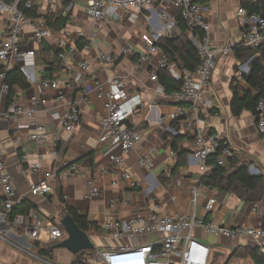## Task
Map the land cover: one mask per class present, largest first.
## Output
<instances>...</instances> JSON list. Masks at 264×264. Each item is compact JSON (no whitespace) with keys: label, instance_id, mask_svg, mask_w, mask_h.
Listing matches in <instances>:
<instances>
[{"label":"crops","instance_id":"obj_1","mask_svg":"<svg viewBox=\"0 0 264 264\" xmlns=\"http://www.w3.org/2000/svg\"><path fill=\"white\" fill-rule=\"evenodd\" d=\"M38 7V15L48 14L67 17L66 26L85 32L94 31L97 43L89 50L76 49L71 63L77 68L80 61L85 60L90 67L83 72L78 86L65 90L62 98L57 97L53 90H40L39 85L30 86L28 90L17 89L15 102L23 108L31 105L30 99L37 97L42 101L35 109L34 121L43 127L45 140L35 144L29 140L33 132L30 120L22 116L17 126L6 119L0 120V159L4 162L6 171L11 177L16 197L19 201H28L34 205L30 214L31 221L25 222L17 217L16 224L0 223V264H44L34 259L28 252L34 240L27 234L26 226L32 225L36 218L41 219L43 230L40 231L38 242L58 244L52 241L47 232L48 226L60 228L61 219L67 208L74 209L88 223L100 227L109 221L126 220L132 208L138 207L143 213L156 212L162 215H190L191 195L189 188L192 182L199 181L203 176L198 162L192 158L194 151L193 130L187 124L195 121L194 115L187 114L175 121H170L180 104L169 97V94L159 92V84L151 82L149 76L158 71L160 55H154L147 61L141 60L144 53V41L158 31L161 19L154 16L151 24L142 15L136 21L129 18V13L116 11L118 21L109 22L108 15L114 13L108 9L103 19L93 22L85 13L84 0H33ZM203 5L204 14L210 25V41L216 56V68L210 85L197 103L198 117L208 132L219 134L227 142L232 151L233 164L248 165L249 174L264 177V146L256 130L254 114L243 112L239 117L231 114L232 83L240 89L250 91L239 75L240 65L235 58L237 46L241 43L242 33L236 19V11L241 6V0H206ZM168 8L166 1L155 7L158 15L160 10ZM43 21V20H37ZM7 20L0 16V31L6 28ZM60 32L51 30V35L43 43V47L57 51L55 40ZM162 37L175 38L179 35L174 24L170 32L162 33ZM193 43V37L190 36ZM31 26L23 29L20 50L23 52L36 50ZM132 47L134 54L122 56L121 49ZM97 52L110 54L114 63L105 68L96 62ZM35 59V58H34ZM38 82L42 81L43 66L34 60ZM18 69L16 63L0 64L1 70ZM177 69V68H176ZM64 72L60 77L64 76ZM112 76L120 77L125 84L126 92L139 95L144 107L138 110L130 119L128 125L142 135V142L135 149L124 155L125 167L129 179H123L120 171L108 161L111 154H119V149L110 145L102 135L100 124L106 115L104 101L96 97V85L105 86ZM3 81L0 78V85ZM87 95L83 96V90ZM253 93V92H252ZM241 95V93H240ZM13 100V101H14ZM3 106L4 110L7 108ZM72 106L80 112V122L72 132H66L60 121L52 115H63ZM164 123L160 125V121ZM176 138L178 150L186 153L185 162L174 171L176 158L170 148L171 139ZM40 155L41 168L37 173L27 174L28 163L36 161ZM27 156V162L23 157ZM143 161V164L140 161ZM151 163L152 168L146 169L145 164ZM74 167L75 171H72ZM230 167V160L224 169ZM107 174L100 177L102 170ZM94 177L101 195L98 198H86L89 193L88 179ZM46 180L52 187V194L46 197L32 196L30 187ZM183 183V184H181ZM116 184V186H113ZM201 185H203L201 183ZM204 186V185H203ZM216 190H200L196 216L203 217L205 222H212L228 229L238 227L264 229V193L256 202H242L236 196L229 194L218 198L214 212L206 213L204 204L207 197H217ZM217 199V198H216ZM2 192L0 189V216ZM115 201V204L111 202ZM23 228V229H22ZM64 232V231H63ZM199 241L208 245L215 254L221 253L223 262L237 248L258 249L261 241L251 239L228 240L205 235L200 229L193 232ZM66 237V236H65ZM64 237V238H65ZM91 242L105 244L102 235L89 236ZM63 238V239H64ZM104 242V243H103ZM226 250H217L215 246ZM26 251V252H24ZM52 264H73L74 256L64 249H56L52 254ZM263 260V257H262ZM222 262V263H223ZM224 264V263H223ZM228 264H254L249 256L243 259H232ZM264 264V260H263Z\"/></svg>","mask_w":264,"mask_h":264},{"label":"built area","instance_id":"obj_2","mask_svg":"<svg viewBox=\"0 0 264 264\" xmlns=\"http://www.w3.org/2000/svg\"><path fill=\"white\" fill-rule=\"evenodd\" d=\"M33 1V0H32ZM159 0H84L86 16L93 22L104 18L108 9L115 12L108 15L109 22L118 21L119 16L116 11L129 13V18L136 21L142 15L147 23L151 24L154 16L161 19L158 31H154L150 38L144 41V53L141 55L142 61H147L154 55H160L158 64L159 70H168L172 78L181 82V88L173 91L169 97L177 103L188 104L178 106L176 111L169 116L170 121L191 114L195 121L188 123V129L193 130L194 135V158L200 166L203 175L219 167L224 168L232 158V151L226 141L217 133L208 132L198 117L197 103L208 89L213 72L216 68V56L210 41V25L204 14L203 5L196 0H160L167 3L173 13L168 12V8L160 10L158 15L154 4ZM252 4L262 3V13H251L243 7L236 11V19L242 33L240 45L247 49H257L264 45V0H248ZM31 7L29 1L26 8ZM178 14L185 25L192 31H197L200 36L198 40L193 39V43L198 52L199 65L194 73L178 70L174 65H168L162 49L157 45V41L162 37V33L170 32L174 27V16ZM0 16H4L8 21L5 29L0 31V64L10 65L14 62L18 70L24 76L30 86L39 85V89L53 90L57 92L60 99L65 90L72 91L78 86L83 72L90 67L85 60L79 62L77 68L71 63V59L76 54L77 42H82L83 50H89L97 43V34L94 31L85 32L65 27L55 43L58 51H62V69L65 73L63 77L51 80L37 81L35 75L34 56L36 50L23 52L20 50V41L23 29L30 25L32 29L34 43L40 47L42 43L51 35L43 21H31L27 19L19 10L18 4L6 5L0 0ZM134 54L132 47L121 49L122 56ZM96 62L105 68L114 63L110 54L97 52ZM157 71V72H158ZM248 65L240 69L239 75L248 73ZM157 72L149 76L151 82L158 84ZM3 81L4 74H0ZM96 85V97L104 101L106 115L101 120L100 129L102 135L109 141L110 145L119 149V154H111L108 161L115 169L120 171L123 179H129L128 170L124 169V155L135 149L142 142V135L130 129L128 123L131 117L144 107L139 95L126 92L124 81L118 76L110 77L106 84ZM159 92L163 93L159 86ZM8 88L4 81L0 85V120L6 119L16 126L22 116L30 120V127L33 132L29 135V140L35 144H40L45 140L44 129L34 121L35 109L42 101L37 97L30 99L31 105L28 108L20 107L14 100L4 110ZM87 95V90H83V96ZM59 120L66 132H72L80 122V112L76 106H72L63 115L53 114ZM256 130L264 146V99L258 100L255 107ZM164 123L162 119L160 125ZM16 128H19L18 126ZM40 155L33 163H28L26 173H37L41 168ZM27 162V156L23 157ZM143 164V161H140ZM146 169L152 168L151 163L145 164ZM75 171L74 167L71 168ZM107 169L102 170L100 177L107 174ZM183 184V183H181ZM189 193L191 195V207L193 213L190 215H162L156 212L143 213L140 208L134 207L129 212L126 220L109 221L103 223L100 228L101 238L105 244H98L94 248L93 254L83 264H225L223 258L217 257L215 252L206 244L199 241L193 232L200 229L205 235L214 238L228 240L251 239L261 241L258 247L264 260V229L259 225L256 228L238 227L228 229L218 226L212 222H205L203 217L196 216L200 190L211 191V187L203 186L199 181L190 183ZM89 193L86 198H98L101 195L97 180L91 177L87 181ZM116 186V184H113ZM0 189L2 192L0 223L16 224L8 221V214L20 201L16 197L11 177L6 171L4 162L0 159ZM32 196L46 197L52 194V187L44 180L30 187ZM115 204V201L111 202ZM218 205L216 197H207L204 204V211L212 213ZM43 230L41 219L36 218L32 225L26 226L27 234L37 241L40 231ZM46 232L52 241H60L65 237L64 232L56 226H48ZM1 238V237H0ZM104 243V242H103ZM26 252V251H24ZM37 261L44 264H52L43 259L31 255ZM223 262V263H222Z\"/></svg>","mask_w":264,"mask_h":264},{"label":"trees","instance_id":"obj_3","mask_svg":"<svg viewBox=\"0 0 264 264\" xmlns=\"http://www.w3.org/2000/svg\"><path fill=\"white\" fill-rule=\"evenodd\" d=\"M29 1L31 2V7L27 9L26 5ZM196 1L205 2L206 0ZM1 2L6 5L17 3L19 10L27 19L31 21L43 20L50 31L52 30L61 33L66 27L68 20L67 17H63L62 14H48L45 17H40L38 15V7L32 0H1ZM159 2L160 0L157 1L154 6H158ZM241 6L247 10L249 14H261L263 11L262 3L252 4L248 0H241ZM174 22L177 26L179 35L175 38L160 37L157 41V45L162 49L168 65H174L178 70L194 73L200 60L196 48L190 41V36L193 37V39L198 40L200 34L197 31L190 30L178 14H175ZM75 45L76 49H81L83 46L82 42H77ZM61 53L62 51L58 50L53 52L50 49L43 47V45L39 51L35 52L34 60L40 62L43 66V71L41 73L42 80H51L60 77L62 72ZM235 58L240 65H248L249 71L248 73L243 74L242 78L253 93L242 90L239 86L232 83L231 114L234 117H239L243 112L255 114V107L258 100L264 99V45L257 49H247L239 44L235 51ZM1 74H4L3 81L8 88L6 101L7 105H10L15 99L17 89L23 91L28 90L30 85L26 82L24 76L18 69H12L9 71L1 70ZM157 79L159 86L166 94L178 91L181 88V82L175 81L168 70H159L157 72ZM128 127L132 129L129 125ZM192 136L194 142V135ZM166 137H168V135H164L163 138ZM168 138L171 139L170 148L176 158L174 168V171H176L179 166H182L185 162L186 153L182 150H178L176 138L174 136H169ZM200 183L216 190L218 193L216 197L217 200L218 198L220 199L226 195L232 194L242 202H256L262 198L264 193V177L250 175L248 165H235L233 164L232 158L230 159V167L228 169L219 167L207 172L200 178ZM34 208L35 207L32 203L28 201H20V203L8 214V221L13 222L17 217H22L25 222L29 223L31 221L30 214ZM65 215L71 216L78 228L88 236L101 234L100 228L97 225L88 223L87 220L81 217L74 209L67 208L65 210ZM54 246V243L44 244L38 241H33L30 244L28 252L47 262H53L52 254ZM258 253V249L239 247L233 251L225 264H228L232 259H243L246 256H249L254 264H263L262 256H259ZM92 254L93 250L79 252L77 255H74L73 264H83L82 261L90 258Z\"/></svg>","mask_w":264,"mask_h":264},{"label":"water","instance_id":"obj_4","mask_svg":"<svg viewBox=\"0 0 264 264\" xmlns=\"http://www.w3.org/2000/svg\"><path fill=\"white\" fill-rule=\"evenodd\" d=\"M60 223L66 237L54 246V250L64 249L73 256L82 251L94 250L90 237L78 228L71 216L65 215ZM217 256L222 254L217 253Z\"/></svg>","mask_w":264,"mask_h":264},{"label":"rangeland","instance_id":"obj_5","mask_svg":"<svg viewBox=\"0 0 264 264\" xmlns=\"http://www.w3.org/2000/svg\"><path fill=\"white\" fill-rule=\"evenodd\" d=\"M39 68H40V66L37 64V65H36V67H35V70H36V71H38V70H39ZM98 242H99V241H98ZM98 242H97L96 240H94L93 244H94V246H95V247H97V246H98ZM214 248H216L217 250H220V249H222V247H218L217 245H216ZM222 250H226V251H225V253H226L227 255H229V254H230V251H229V249H222ZM213 252H215V250H214V249H213Z\"/></svg>","mask_w":264,"mask_h":264}]
</instances>
